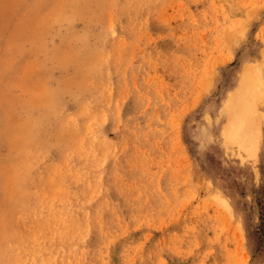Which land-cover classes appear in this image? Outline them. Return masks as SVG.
Segmentation results:
<instances>
[{
	"label": "rangeland",
	"instance_id": "1",
	"mask_svg": "<svg viewBox=\"0 0 264 264\" xmlns=\"http://www.w3.org/2000/svg\"><path fill=\"white\" fill-rule=\"evenodd\" d=\"M247 76L264 0H0V264H264Z\"/></svg>",
	"mask_w": 264,
	"mask_h": 264
},
{
	"label": "bare ground",
	"instance_id": "2",
	"mask_svg": "<svg viewBox=\"0 0 264 264\" xmlns=\"http://www.w3.org/2000/svg\"><path fill=\"white\" fill-rule=\"evenodd\" d=\"M260 85L261 83L257 77L253 78L252 76H247L236 88L233 95L226 103L224 109L226 115L228 116V124L223 130V138H225V141L227 142L237 144L243 152H246L249 157L253 158L256 156L258 150L260 131L262 127V116L257 114L259 110L260 101H262L264 95V92Z\"/></svg>",
	"mask_w": 264,
	"mask_h": 264
}]
</instances>
